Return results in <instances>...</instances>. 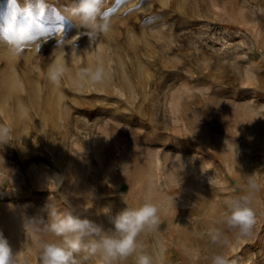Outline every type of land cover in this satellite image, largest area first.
Returning a JSON list of instances; mask_svg holds the SVG:
<instances>
[{
	"label": "rangeland",
	"instance_id": "obj_1",
	"mask_svg": "<svg viewBox=\"0 0 264 264\" xmlns=\"http://www.w3.org/2000/svg\"><path fill=\"white\" fill-rule=\"evenodd\" d=\"M73 2L0 0V232L18 264H40L41 242L57 239L25 223H47L46 205L107 230L110 214L145 200L160 224L137 242L153 264H264V0H101L111 26L92 41L66 19ZM21 25L39 34L12 55ZM97 65L113 80L81 78ZM250 177L256 223L239 238L222 221Z\"/></svg>",
	"mask_w": 264,
	"mask_h": 264
},
{
	"label": "clouds",
	"instance_id": "obj_2",
	"mask_svg": "<svg viewBox=\"0 0 264 264\" xmlns=\"http://www.w3.org/2000/svg\"><path fill=\"white\" fill-rule=\"evenodd\" d=\"M66 19L73 22L77 28L85 31L90 41L100 34L110 30L108 17L101 11V0H75L64 8ZM28 33L19 28L8 42L12 55H20L27 46ZM66 71L63 63L55 62L49 66L47 75L49 81L59 86ZM81 78L90 77L93 83H102L105 76L103 65H97L82 70ZM9 129L0 125V143H6ZM260 190L255 179L249 178L243 195L227 201L223 223L230 230H236L239 238L248 237L256 223L252 208L253 196ZM48 222L44 219H27L25 223L36 227L39 220L44 226L41 229L57 239L51 242L42 241L40 245V264H80L78 256L87 253L90 256H100L103 264H113L117 259L124 260L136 254V264H153L152 257L146 254L138 244L137 238L146 230H155L159 224V209L151 201L145 200L138 207H124L115 215H109L111 228L105 230L101 225L87 216L77 214L72 210L57 212L51 205H46ZM211 240L221 247L228 241L223 234L213 228L210 231ZM17 253H14L8 239L0 232V264H18ZM211 264H229L221 254L212 256ZM232 264H235L233 261Z\"/></svg>",
	"mask_w": 264,
	"mask_h": 264
},
{
	"label": "snow or ice",
	"instance_id": "obj_3",
	"mask_svg": "<svg viewBox=\"0 0 264 264\" xmlns=\"http://www.w3.org/2000/svg\"><path fill=\"white\" fill-rule=\"evenodd\" d=\"M15 2H16V0H9V4L10 5H13L14 6L15 5ZM13 17L15 18V13L13 14ZM57 19H62V18H57ZM20 28H23V29H25L27 31V33H28V37H27L28 40L34 39L35 38V35L39 34V33L33 34L31 26H28V25H21ZM53 30H55V29H52V28H49L48 29L49 32H51Z\"/></svg>",
	"mask_w": 264,
	"mask_h": 264
},
{
	"label": "bare ground",
	"instance_id": "obj_4",
	"mask_svg": "<svg viewBox=\"0 0 264 264\" xmlns=\"http://www.w3.org/2000/svg\"><path fill=\"white\" fill-rule=\"evenodd\" d=\"M87 46L89 47V50L91 49V46H92V44H91V42H88L87 43ZM99 48H100V46H99ZM101 49V48H100ZM26 63V62H25ZM105 64H106V62H105ZM107 65H108V63H107ZM108 67V66H107ZM110 68H108V70H109ZM112 69V68H111ZM106 70V69H105ZM82 72V71H81ZM105 76H104V79H106V80H111L112 79V77L111 76H109V74L110 73H106L105 72ZM112 74V73H111ZM115 79V78H114ZM113 80V79H112ZM19 84H20V82H19ZM85 84V83H84ZM111 86H113L114 88H122L119 84H117L116 82H113V83H111ZM23 87V86H22ZM90 88V87H89ZM5 88H1V90L3 91ZM120 90V89H119ZM4 93V92H3ZM121 93V92H120ZM122 94H123V92H122ZM4 95V94H3ZM19 108H20V106H19Z\"/></svg>",
	"mask_w": 264,
	"mask_h": 264
}]
</instances>
